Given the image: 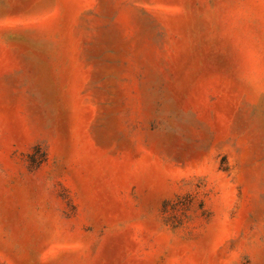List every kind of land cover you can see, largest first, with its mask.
I'll return each instance as SVG.
<instances>
[{"label": "rangeland", "instance_id": "374dc122", "mask_svg": "<svg viewBox=\"0 0 264 264\" xmlns=\"http://www.w3.org/2000/svg\"><path fill=\"white\" fill-rule=\"evenodd\" d=\"M0 264H264V0H0Z\"/></svg>", "mask_w": 264, "mask_h": 264}]
</instances>
